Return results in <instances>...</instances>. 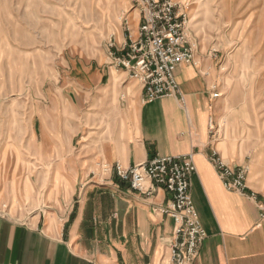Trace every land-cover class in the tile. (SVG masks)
<instances>
[{"label":"rangeland","instance_id":"obj_1","mask_svg":"<svg viewBox=\"0 0 264 264\" xmlns=\"http://www.w3.org/2000/svg\"><path fill=\"white\" fill-rule=\"evenodd\" d=\"M171 1L189 5L192 66L219 95L212 135L234 142L248 173L250 158L264 168V0ZM135 11L130 0H0L1 213L46 212L70 193L68 164L99 155L117 103L98 72Z\"/></svg>","mask_w":264,"mask_h":264},{"label":"crops","instance_id":"obj_2","mask_svg":"<svg viewBox=\"0 0 264 264\" xmlns=\"http://www.w3.org/2000/svg\"><path fill=\"white\" fill-rule=\"evenodd\" d=\"M137 17V11L130 15L113 44L117 55L137 36ZM108 61L98 72L106 79L101 93L117 105L110 110L99 155L68 164L70 193L50 202L46 212L22 218L0 212V264H163L173 222L154 209L167 195L134 193L110 169L187 154H193L196 166L190 194L206 232L194 264H264V168L250 158L246 193L224 188L209 161L212 152L232 166L248 161L234 142L212 135L218 105L210 81L197 66H181L177 81L184 103L168 97L146 104L139 84L112 65L110 52ZM114 74L123 81L114 82ZM251 192L256 200L248 197Z\"/></svg>","mask_w":264,"mask_h":264},{"label":"built area","instance_id":"obj_3","mask_svg":"<svg viewBox=\"0 0 264 264\" xmlns=\"http://www.w3.org/2000/svg\"><path fill=\"white\" fill-rule=\"evenodd\" d=\"M138 13V32L122 48V55L110 52L112 65L125 72L142 89L143 102L150 104L163 98H178L184 103L177 71L195 64L187 3L171 0H130ZM213 93L211 97H219ZM212 128V122L209 123ZM225 189L246 193V166H232L214 150L209 158ZM128 190L152 196L162 190L167 199L154 210L173 222L170 254L163 264H194L201 243L206 238L194 207L190 188L196 174L193 154L176 157L155 156L145 163L110 169ZM256 200L254 193L247 194ZM262 216L264 207L260 206Z\"/></svg>","mask_w":264,"mask_h":264}]
</instances>
